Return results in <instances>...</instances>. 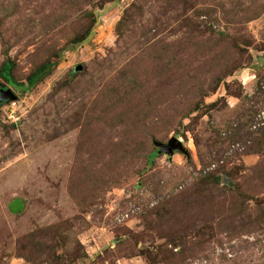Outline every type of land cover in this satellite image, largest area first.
<instances>
[{"label": "rangeland", "instance_id": "obj_1", "mask_svg": "<svg viewBox=\"0 0 264 264\" xmlns=\"http://www.w3.org/2000/svg\"><path fill=\"white\" fill-rule=\"evenodd\" d=\"M63 2L0 0V69L9 58L26 83L52 62L31 89L0 76L17 96L0 106V264H264V147L250 152L264 128L251 129L264 111V0L249 9L255 19L241 20L239 7L235 22L230 5L188 0L187 37L168 27L183 0H94L70 16ZM87 12L91 34L72 44ZM126 14L134 24L120 34ZM144 32L178 63L150 133L128 95L104 98L121 71L150 77L152 49L136 61ZM152 136L176 137L184 151L150 162ZM134 205L139 213L116 219ZM37 232L38 256L22 254Z\"/></svg>", "mask_w": 264, "mask_h": 264}, {"label": "trees", "instance_id": "obj_2", "mask_svg": "<svg viewBox=\"0 0 264 264\" xmlns=\"http://www.w3.org/2000/svg\"><path fill=\"white\" fill-rule=\"evenodd\" d=\"M94 0H65V2H63L62 5H66L67 8H64L62 6V13H64L65 16H70V13L77 10H83V6L87 5L91 2H93ZM188 0H183L181 4L182 9L180 8L179 12H176L175 17L173 18V20L168 21V27H170L173 31L175 32H180L183 34L184 36H189V25L187 24L189 21H191L189 18H187V14L188 11L190 10V6H188L187 4ZM247 1H251L250 3H247ZM186 2V3H185ZM217 3H220V5L223 8H226L227 5H230L231 8L227 9V13L225 14L226 16H228L229 18H231L234 22L235 17L238 16V12L239 11V7L241 8V20H243L244 18L247 20L246 21H250L252 19H255L254 17L257 16L255 13V11H253L252 15H249V9L251 10V8H256L257 6H259L262 3V0H217ZM263 7L264 4L262 3ZM134 7H136L135 5H133ZM204 13L209 14L208 12H206L204 10ZM251 13V12H250ZM129 14V13H127ZM125 15L124 18H122V20H120V22L118 23V32L120 34H123V31L125 30L126 27H128L130 25V23L134 24V22H131L133 16L132 15ZM200 15V14H199ZM90 20H94V14L93 12H87L82 14V16L78 19V21L80 23H83L84 25H86V23L88 24L90 22ZM91 26L92 23H89V25L87 26L86 30L83 31L81 33V35H79L77 38H75L74 41H72V44H79L81 43L83 40H85L90 34H91ZM124 29V30H123ZM212 31V30H211ZM219 34L221 35V32H219ZM147 35L146 32H144V37H146V42L142 43V46L139 48V50L142 52L139 57L143 54L142 58L137 59L136 61H140L143 60V58L146 56L145 52L147 50L152 49V55L150 57V59H154V64H152L150 70H152L151 75L149 78H144L143 76L145 74H143L140 71H136L134 69H129L127 71H121V73L117 76V81L116 83L111 86V87H106L105 89V96L104 98L109 99V100H114L115 103L120 104L121 105V101L124 100L125 96L128 95L130 102H135V105L133 106V108L138 111L141 114V119L142 122H144L143 124V129L142 130H146V132L150 133L155 131V124L156 122H152L151 124H148L147 120H149L151 117L153 116H157L158 115V97L160 95L161 92V86H165L166 82H170L176 72V69L178 67V63H176V59L173 58L174 56L169 52L167 53V49H165L164 47H162L160 45L161 40H164V38L162 39H155L152 40L150 39ZM121 49V45L118 46V52H116L114 54V56H118L119 52ZM230 54L233 51L232 48L229 49ZM236 59V58H235ZM52 62L50 61H45L44 63H42L40 66H38L31 75L28 76L26 83H18L15 81L13 75H12V69H13V62L9 59L6 58L1 66L0 69V76L8 83L14 85L15 87H19L22 88L23 90L26 89H31L33 87L36 86V84L42 80L44 78V75L46 72H48L51 68ZM150 70L148 72H146V75L148 73H150ZM163 81L160 83L159 79ZM217 85H219L220 81L219 79H217ZM149 82H152L153 86H149ZM1 84H0V88H1ZM7 88V87H6ZM136 93V94H135ZM5 103V102H4ZM3 104V103H2ZM0 104V106L2 105ZM119 105V106H120ZM195 106H192V108L188 109V111H197L199 109H201V105H198L197 103L194 104ZM119 109V108H118ZM115 111V110H114ZM187 111V112H188ZM117 112V111H116ZM188 115V113L186 114ZM126 114L122 113L120 114V118L119 120H124L126 118ZM93 120V117H92ZM91 120V121H92ZM102 120V115L99 114L97 121ZM144 120V121H143ZM91 123V122H90ZM134 126H137L138 122H129ZM140 123V122H139ZM161 125H164L161 124ZM166 125L163 126V128ZM160 128V129H163ZM167 128V127H166ZM160 131V130H159ZM263 133L261 138L256 137L255 138V142L253 144V146L250 149V152H258L260 150L263 149L264 147V128L261 129ZM238 138V137H237ZM150 144L152 147V150L147 152L149 153L147 155V159L151 162L159 153H158V146L157 143H162V141L160 139H157L156 136H152L150 137ZM123 146V145H122ZM137 152V149L135 147H132L131 149H125L122 151V155H128L130 154L132 155V153ZM212 178V177H211ZM210 180L208 179H204L202 180L200 183H202V188H200L199 192H206V188L205 185L207 183H205L206 181ZM212 182H216L219 183L221 182L220 178H216L215 181ZM212 184V183H211ZM75 186H77V184H75ZM198 192V190H196ZM166 206L165 204L158 210V215L161 221H168L165 220L166 218H164V216H166V214L168 212H166V210L169 209H165ZM162 218H164L162 220ZM213 224L212 223L210 225V230L212 231L213 229ZM241 227H243L241 225ZM244 228V227H243ZM37 235H39V232L37 233H31L30 235L26 236L25 238H23L20 243H19V248L22 252V254L26 255H30L32 256V258H35L36 256H38V249H37V253H36V247H35V239L37 237ZM35 243V244H33ZM38 245V244H36ZM40 246V245H39ZM40 248V247H38ZM42 251V250H40Z\"/></svg>", "mask_w": 264, "mask_h": 264}, {"label": "water", "instance_id": "obj_3", "mask_svg": "<svg viewBox=\"0 0 264 264\" xmlns=\"http://www.w3.org/2000/svg\"><path fill=\"white\" fill-rule=\"evenodd\" d=\"M78 70H81L82 67L78 66ZM17 96L12 92L10 88H6L5 86H1L0 88V104L8 101L16 100ZM157 146L159 148L158 153L159 154H173L174 150L180 149L181 151H184L182 148L181 142L177 140L176 137L171 138V140L167 144H161L157 143Z\"/></svg>", "mask_w": 264, "mask_h": 264}, {"label": "built area", "instance_id": "obj_4", "mask_svg": "<svg viewBox=\"0 0 264 264\" xmlns=\"http://www.w3.org/2000/svg\"><path fill=\"white\" fill-rule=\"evenodd\" d=\"M258 119L259 121L258 123L254 124V128H252L253 126L251 127L252 130L257 129L258 127L260 128V126L264 125V111L263 110L259 113ZM140 210H141V207L134 205L133 208L130 209V212L118 214V216H116V219L119 221H122L124 218L128 217L132 213H135V212L139 213Z\"/></svg>", "mask_w": 264, "mask_h": 264}]
</instances>
